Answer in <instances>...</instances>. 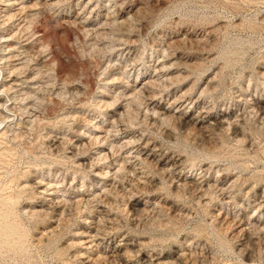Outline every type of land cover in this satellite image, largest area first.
<instances>
[{"label":"rangeland","instance_id":"1","mask_svg":"<svg viewBox=\"0 0 264 264\" xmlns=\"http://www.w3.org/2000/svg\"><path fill=\"white\" fill-rule=\"evenodd\" d=\"M44 1L0 10V264H264V0Z\"/></svg>","mask_w":264,"mask_h":264},{"label":"bare ground","instance_id":"2","mask_svg":"<svg viewBox=\"0 0 264 264\" xmlns=\"http://www.w3.org/2000/svg\"><path fill=\"white\" fill-rule=\"evenodd\" d=\"M22 1V0H21ZM20 0H0V4H2V7H0V10L3 12V13H5V12H7V10L10 8V7H13L14 9H15V12H14V14H13V16L16 18V17H21V12H22V10H24L25 9V7H24V3L23 2H21ZM49 1V0H48ZM60 3H69V2H71L72 0H58ZM84 0H76V4H81L82 2H83ZM98 1V0H97ZM110 1H112V0H110ZM35 2H38V1H34V3ZM46 2V0L44 1V3ZM57 2V1H56ZM94 2V0H89L88 1V3H93ZM96 2V1H95ZM94 2V3H95ZM51 3V2H50ZM54 3V2H53ZM36 4V3H35ZM34 4V5H35ZM48 4V3H47ZM50 5V4H49ZM58 5V4H57ZM87 5V4H86ZM89 5V4H88ZM93 5V4H92ZM36 6V5H35ZM34 6V7H35ZM56 6V5H55ZM76 6V5H75ZM97 6V5H96ZM112 7V6H111ZM31 8V7H30ZM127 8V7H126ZM131 8V7H130ZM28 9V8H27ZM36 9H37V7H36ZM109 9V8H108ZM107 10V9H106ZM110 10H111V8H110ZM98 12V11H97ZM11 13V12H10ZM13 13V12H12ZM26 13V12H25ZM99 13V12H98ZM97 13V14H98ZM106 13L108 14V12L106 11ZM114 13V12H113ZM29 14V13H28ZM31 14V13H30ZM118 14V13H117ZM6 15V14H5ZM4 15V16H5ZM110 15V14H109ZM111 15H112V13H111ZM8 16V15H7ZM23 16V15H22ZM27 16V15H26ZM25 16V17H26ZM78 16V15H77ZM119 16V15H118ZM124 16V15H123ZM111 18V17H110ZM112 18H114V17H112ZM126 18V17H125ZM20 19H22V17L20 18ZM97 19V18H96ZM105 19V18H104ZM124 19V18H123ZM76 20V19H75ZM94 20V19H93ZM117 20V19H116ZM122 20V19H121ZM90 21V20H89ZM126 21H127V19H126ZM126 21L124 20V22L126 23ZM85 22V21H84ZM93 22V21H92ZM96 22V21H95ZM105 22V21H104ZM109 22V21H108ZM91 23V22H90ZM106 23V22H105ZM6 24V23H5ZM101 25H102V23H100ZM122 24V23H121ZM3 25V24H2ZM89 25V24H88ZM123 25V24H122ZM8 26V25H7ZM100 26V25H99ZM96 27V26H95ZM104 27V26H103ZM94 28V27H93ZM98 28H100V27H98ZM95 29V28H94ZM15 31H17V30H15ZM14 32V31H13ZM18 33V32H17ZM10 34H12V32L10 33ZM18 34H16V36H17ZM5 38V37H4ZM18 39H20V38H18ZM21 40V39H20ZM19 40V41H20ZM6 42H7V45H8V47H10L11 49H14V46H15V43L17 42V41H15L14 40V35H10V37H7L6 38V40H5ZM18 41V42H19ZM26 41V40H25ZM24 41V42H25ZM27 42V41H26ZM21 43V42H20ZM171 43V42H170ZM17 46V45H16ZM7 47V49H9ZM18 47H20V46H18ZM124 47V46H123ZM17 48V47H16ZM22 48V47H21ZM20 48V49H21ZM131 48V47H130ZM15 50V49H14ZM128 50H129V47H128ZM17 51V50H16ZM160 52V51H159ZM8 53V52H7ZM14 53H16V52H14ZM13 54V53H12ZM14 55V54H13ZM158 55V54H157ZM7 56V55H6ZM15 56V55H14ZM17 57V56H16ZM12 58V57H11ZM15 58V57H14ZM18 59H19V57H17ZM21 59V58H20ZM157 59V58H156ZM160 59V58H159ZM15 60H16V58H15ZM18 61V60H17ZM152 61V60H151ZM155 61V60H154ZM21 62V61H20ZM155 62H158V60L157 61H155ZM17 63V62H16ZM164 64V63H163ZM150 65V64H149ZM157 64H155V66H156ZM153 66V65H152ZM153 68V67H152ZM156 68H158V65L156 66ZM161 68H164V67H161ZM157 70H159V69H157ZM156 70V71H157ZM154 71V70H153ZM166 72V71H165ZM150 73V72H149ZM155 73V72H154ZM158 74V73H157ZM171 75V74H170ZM169 75V76H170ZM148 76H149V74H148ZM147 76V77H148ZM168 76V75H167ZM10 77V76H9ZM162 77V76H161ZM166 79V78H165ZM169 79V78H168ZM149 80V79H148ZM146 82H148V81H146ZM208 82V81H207ZM145 83V82H144ZM154 83V82H153ZM153 85V84H152ZM152 85H150V87L152 86ZM142 86V85H141ZM149 86V85H148ZM157 87V86H156ZM141 88V87H140ZM154 88V87H153ZM149 89V88H148ZM133 90V89H132ZM142 90H144V89H142ZM152 90V89H151ZM176 90V89H175ZM147 91V90H146ZM185 91V90H184ZM171 92V91H170ZM186 92H188V91H186ZM182 93V92H181ZM180 93V94H181ZM183 94V93H182ZM196 95V94H195ZM187 96V95H186ZM193 96V95H192ZM199 96V95H198ZM197 96V97H198ZM175 97V99H176V96H174ZM180 97V96H179ZM182 98V97H181ZM191 98V97H190ZM150 99V98H149ZM173 99V98H172ZM187 99V98H186ZM193 100H195V99H193ZM262 100V99H261ZM155 101V100H154ZM173 101V100H172ZM178 101V100H177ZM180 102V101H179ZM103 103V102H102ZM153 103H155V102H153ZM169 103V102H168ZM173 103V105H176L177 103H176V101L175 102H172ZM169 104H171V103H169ZM159 105V104H158ZM160 106V105H159ZM170 106V105H169ZM188 106V105H187ZM186 106V107H187ZM172 107V106H171ZM177 107H179V104H177ZM197 107V106H196ZM201 107V106H200ZM158 108V107H157ZM193 108V107H192ZM204 108V107H203ZM184 109V108H183ZM183 109H181V111L183 110ZM186 109V108H185ZM198 109V108H197ZM202 109V108H201ZM175 110H178L177 108L175 109ZM191 110H193V109H191ZM203 110V109H202ZM206 110H208V108L206 109ZM170 111V110H169ZM187 111V110H186ZM109 112V111H108ZM161 112V111H160ZM171 112V111H170ZM208 112V111H207ZM163 113H164V111H163ZM182 113V112H181ZM109 114V113H108ZM116 114V113H115ZM156 114V113H155ZM176 114V113H175ZM186 114V113H185ZM110 115V114H109ZM164 115V114H163ZM178 115V114H177ZM187 115V114H186ZM211 115V114H210ZM214 115V114H213ZM180 116V115H179ZM181 116H183V115H181ZM224 116V115H223ZM109 117V116H108ZM155 117V116H154ZM190 117V116H189ZM183 118V117H182ZM191 118V117H190ZM217 118V117H216ZM222 118V117H221ZM226 118V117H225ZM224 119V118H223ZM222 119V120H223ZM109 121V120H108ZM107 121V122H108ZM220 120H218V122H219ZM194 121H192V123H193ZM214 122H215V120H214ZM216 122H217V120H216ZM224 122V121H223ZM210 123V122H209ZM113 124V123H112ZM225 124V123H224ZM190 125V124H189ZM205 125H207V124H205ZM210 125H211V123H210ZM220 125H221V123H220ZM102 126V125H101ZM105 126V125H104ZM213 126V125H212ZM204 127V126H203ZM208 127V126H207ZM108 128V127H107ZM202 128V127H201ZM206 128V127H205ZM97 130H99V131H101V133H99V134H101V135H103L102 134V132H105V130L103 129V126H102V129H101V127L100 128H98ZM107 130V129H106ZM109 130V129H108ZM111 130V129H110ZM109 130V131H110ZM112 132H113V130H112ZM119 132V131H118ZM110 133V132H109ZM114 133V132H113ZM132 133V132H131ZM2 134V132H1V130H0V135ZM122 134V133H121ZM127 134V133H126ZM111 135V134H110ZM115 135V134H114ZM117 135V134H116ZM135 135V134H134ZM119 136V135H118ZM141 136V135H140ZM99 137V136H98ZM97 137V135H96V137L95 138H93V137H91V138H93V139H96V138H98ZM125 137V136H124ZM123 137V138H124ZM133 138H134V136H132ZM102 138V137H101ZM104 138H105V136H104ZM108 138V137H107ZM122 138V139H123ZM130 138V137H129ZM132 138V139H133ZM109 139H110V137H109ZM146 139V138H145ZM101 140V139H100ZM112 140V139H111ZM111 140H110V142H111ZM115 140V139H114ZM121 140V139H120ZM135 140V139H134ZM136 140H138V138L136 139ZM150 141H151V139H149ZM153 140V139H152ZM102 141H103V139H102ZM130 141V140H129ZM108 142V141H107ZM109 142V143H110ZM132 142V141H131ZM145 142V141H144ZM98 143H99V141H98ZM100 143H102V142H100ZM141 143H143V142H141ZM147 143V142H146ZM149 143V142H148ZM104 144H106V143H104ZM118 144V143H117ZM120 144V143H119ZM123 144V143H122ZM114 146H116V144H113ZM113 145H111V146H113ZM136 145V144H135ZM143 145H144V143H143ZM142 145V146H143ZM157 145V144H156ZM106 146V145H105ZM104 146V147H105ZM113 146V147H114ZM103 147V148H104ZM124 147V146H123ZM139 147V146H138ZM145 147H146V145H145ZM155 147V146H154ZM118 148V147H117ZM130 148V147H129ZM156 149V148H155ZM119 150V149H118ZM123 150V149H122ZM141 150H143V149H141ZM120 151V150H119ZM151 151V150H150ZM154 151V150H153ZM152 151V152H153ZM134 152V151H133ZM137 152V151H136ZM135 152V153H136ZM142 152V151H141ZM158 152V151H157ZM125 154V153H124ZM134 154V153H133ZM155 154V153H154ZM166 154V153H165ZM135 155V154H134ZM139 155V154H138ZM124 156V155H123ZM147 156V155H146ZM160 156V155H159ZM158 156V157H159ZM162 156V155H161ZM172 156V155H171ZM171 156H168V157H171ZM126 158V157H125ZM136 159V158H135ZM152 159V158H151ZM167 159V158H166ZM149 160V159H148ZM175 161V160H174ZM170 162V161H169ZM156 163V162H155ZM176 164V163H175ZM156 166V165H155ZM163 167V166H162ZM170 167V166H169ZM171 168H173V167H171ZM167 169V168H166ZM170 169V168H169ZM163 170V169H162ZM97 172V171H96ZM101 172V171H100ZM103 175V174H102ZM99 176V175H98ZM102 178V177H101ZM186 179V178H185ZM140 201V200H139ZM143 206H141V208H142ZM143 209V208H142ZM91 234H92V232H91ZM94 235V234H93ZM90 237V236H89ZM94 241V240H93ZM92 242V241H91ZM86 243V242H85Z\"/></svg>","mask_w":264,"mask_h":264}]
</instances>
